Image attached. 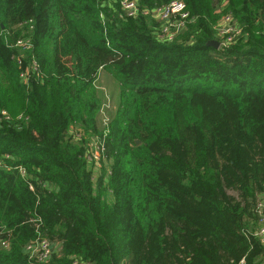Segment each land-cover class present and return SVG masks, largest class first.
Returning <instances> with one entry per match:
<instances>
[{
  "label": "trees",
  "instance_id": "16d2710c",
  "mask_svg": "<svg viewBox=\"0 0 264 264\" xmlns=\"http://www.w3.org/2000/svg\"><path fill=\"white\" fill-rule=\"evenodd\" d=\"M183 1L166 42L117 0H0V264H264V0ZM227 13L241 33L214 47Z\"/></svg>",
  "mask_w": 264,
  "mask_h": 264
},
{
  "label": "built area",
  "instance_id": "2783aa9c",
  "mask_svg": "<svg viewBox=\"0 0 264 264\" xmlns=\"http://www.w3.org/2000/svg\"><path fill=\"white\" fill-rule=\"evenodd\" d=\"M121 13L126 17H135L139 14L148 15L154 19L158 28V37L162 41L171 42L177 38L187 27L188 23L193 19L186 8V4L183 0H172L169 3L154 7L152 9H143L139 7L137 0H117ZM216 35L219 38V45H227L232 43L241 33V28L237 26L231 14H224L215 26ZM16 46L22 49H28L31 43L28 39H21L16 42ZM23 75V73L21 74ZM106 101H104L100 107V115L103 125H106L109 117L106 109L109 106L110 99L107 95ZM110 107V106H109ZM108 107V108H109ZM5 115V111H2ZM79 135V134H77ZM93 147L86 154V159L97 164L99 166L101 158V145L95 140L92 141ZM98 162V163H97ZM2 159L0 158V166L2 165ZM19 171L23 174V168L19 167ZM255 211L258 216V227L255 231V235L258 236L260 242L264 244V200L257 198L255 203ZM9 243L7 241H1L0 247L8 248ZM25 252L31 259H34L38 263L45 262L50 259L51 255L56 251V244L44 237H36L29 241L25 245ZM71 264H88L85 261L73 259ZM239 264H242L240 262Z\"/></svg>",
  "mask_w": 264,
  "mask_h": 264
},
{
  "label": "rangeland",
  "instance_id": "374dc122",
  "mask_svg": "<svg viewBox=\"0 0 264 264\" xmlns=\"http://www.w3.org/2000/svg\"><path fill=\"white\" fill-rule=\"evenodd\" d=\"M221 13V11H219ZM96 85L99 89V93L101 95V102L103 103L104 101H106V96L107 95L110 99V102H109V108H105L106 109V112L109 114L112 113L115 105H116V102H117V92H116V86H115V83L112 81V79L109 77V75L107 74V72H103V71H100L99 73V76H98V79L96 80ZM103 93V95H102ZM7 116V115H6ZM82 132L79 131V135L78 136H82ZM91 142V141H90ZM93 143V142H92ZM234 193V192H233ZM235 194V193H234ZM59 250V247L56 248V250Z\"/></svg>",
  "mask_w": 264,
  "mask_h": 264
},
{
  "label": "water",
  "instance_id": "95a60500",
  "mask_svg": "<svg viewBox=\"0 0 264 264\" xmlns=\"http://www.w3.org/2000/svg\"><path fill=\"white\" fill-rule=\"evenodd\" d=\"M210 43H212V45H214V47H218L219 46V42L216 40H212L210 41ZM137 143L139 142L138 140L136 141Z\"/></svg>",
  "mask_w": 264,
  "mask_h": 264
}]
</instances>
